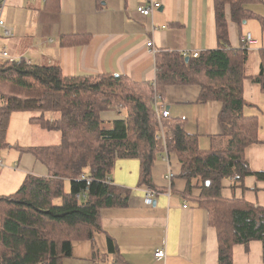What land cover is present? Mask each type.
I'll return each instance as SVG.
<instances>
[{
    "label": "trees",
    "instance_id": "trees-1",
    "mask_svg": "<svg viewBox=\"0 0 264 264\" xmlns=\"http://www.w3.org/2000/svg\"><path fill=\"white\" fill-rule=\"evenodd\" d=\"M61 1L45 0L44 9L60 12ZM259 3L264 0H214L218 47L197 57L157 51L154 81L109 72L72 76L59 65L0 60V152H28L49 171L47 176L28 175L15 192L0 195V264H63L72 256L75 241L93 240L104 231V209L128 207L131 189L112 180L117 160L138 159V186L157 191L153 167L165 152L175 154L181 164L184 197L206 211L208 224L216 230L218 264H234L237 244L248 250L258 240L264 253V206L222 194L225 179L232 181V189L245 188L248 176L264 181V171H254L246 159L247 148L261 139L259 116L246 115L251 105L244 97L247 78L264 93V48L259 51V73L248 76V49L232 47L227 16L229 11L238 25L251 18L263 24L264 18L250 8ZM91 40V34L69 33L59 42L70 47ZM193 85L199 87V102L221 103L224 139L208 149L200 147L197 133L187 131L186 118L170 116L160 123L154 108L155 94L164 100L169 88ZM19 111L33 112L29 121L41 129L58 131L60 143L11 144L10 120ZM105 111H124V116L107 128L101 116ZM161 124L169 131L165 143L158 137ZM107 243L108 253L119 261L110 235Z\"/></svg>",
    "mask_w": 264,
    "mask_h": 264
},
{
    "label": "crops",
    "instance_id": "crops-1",
    "mask_svg": "<svg viewBox=\"0 0 264 264\" xmlns=\"http://www.w3.org/2000/svg\"><path fill=\"white\" fill-rule=\"evenodd\" d=\"M150 1L62 0L60 12H48L44 9L45 0H7L3 19L13 33L5 36L3 29L0 30V52L7 51L10 59L25 58L32 64L59 65L72 76L109 72L135 81H154L157 51L192 53L218 47L214 0H154L160 2V7L145 16L137 8ZM250 8L264 18V3ZM227 16L233 48L241 46L242 35L250 34L258 40V44L248 49L246 64V74L254 76L260 70L264 21L262 24L261 20L251 18L238 25L231 20L229 11ZM69 33L91 34L92 40L85 45L62 47L60 36ZM150 40L153 46L148 47ZM198 94V86H174L169 88L163 101L171 116L186 118L187 131L197 133L200 147L208 149L214 141L224 139L219 121L221 103L199 102ZM244 97L251 105L247 106L246 115L259 116L261 139L247 148L246 159L254 171H264V123L261 121L264 93L257 83L247 78ZM18 117L29 130L25 124V121L32 124L28 116ZM6 158V165H0L4 169L0 173V195L14 190L28 175L49 173L28 152L15 149ZM169 172L174 176L168 181ZM180 173L181 164L175 154H168V160L164 154L158 158L153 167V181L160 190L155 191L150 205L145 200V188L138 186V159H118L112 180L131 189L128 207L104 209V231L96 233L93 240L75 241L72 256L65 258L63 264H218L216 230L208 224L206 211L184 197L186 181ZM7 175L14 178L7 181ZM231 184L230 179L223 181L224 197L245 198L256 206H264V181L252 175L246 177L245 188L232 189ZM107 235L117 247L119 261L108 253ZM159 248L166 250L164 258L155 257ZM233 256L234 264H264L263 244L251 241L248 250L245 245L237 244Z\"/></svg>",
    "mask_w": 264,
    "mask_h": 264
},
{
    "label": "rangeland",
    "instance_id": "rangeland-1",
    "mask_svg": "<svg viewBox=\"0 0 264 264\" xmlns=\"http://www.w3.org/2000/svg\"><path fill=\"white\" fill-rule=\"evenodd\" d=\"M5 59H7V58H1L0 57V60H5ZM246 109H245V111H246ZM19 112H21V111H19ZM14 113H13L14 114L13 122H12L11 126H9L8 135H7V139L11 144H19L20 145L22 143H33L35 145H46V144H58V143H60L61 134L58 131L44 130L35 124L30 125L26 121H25V124L30 129L26 130L22 126V123H21L20 118L18 116L27 115L28 118H30L31 115L33 114V112L23 111V113H18V112H14ZM22 114H24V115H22ZM47 116H50V115L47 114ZM101 116L105 120L104 126L107 128H111L113 125V120L120 118V117H123L124 111H122L120 113H117L114 111H105V112H102ZM261 121L264 123V113H262ZM15 149L9 148V149L1 151L2 158L4 160L3 163H5V165H6V160H7L6 156H8L10 152H11V154H12V152H15ZM2 167L3 166H0V173L2 172V170H4ZM14 168L17 169L16 166H14ZM14 168H13V170H15ZM11 172H16V171H11ZM13 178H14L13 175H7L6 176L7 181H9V179L12 180ZM22 183H23V181L19 182L18 186L13 188L14 190H7V191L1 192V193L2 194L6 193L4 195H7L9 193L11 194V193L15 192L16 189H18ZM65 186H66V190H69V182H66Z\"/></svg>",
    "mask_w": 264,
    "mask_h": 264
},
{
    "label": "built area",
    "instance_id": "built-area-1",
    "mask_svg": "<svg viewBox=\"0 0 264 264\" xmlns=\"http://www.w3.org/2000/svg\"><path fill=\"white\" fill-rule=\"evenodd\" d=\"M6 4H7V0H0V30L3 29V34L5 36H10L13 33V30L11 27H9L5 24L4 19H3V10L6 6ZM158 7H160V2L151 0L145 6H139L137 8V10L145 16H149V15H152L153 12ZM241 43L245 48L250 49V47L258 44V40L255 37L251 36L250 34H246V35L241 36ZM147 45H148V47L153 46L152 40L148 41ZM152 52L155 53V50L153 49ZM188 54H192L194 57H197L199 52L195 51V52L188 53ZM0 57L10 59L7 51L0 52ZM14 59L18 60L20 58H14ZM154 108L156 110V114H157V117H158L160 123H161V120L163 118H168L171 116L170 109L167 107V104L163 101V98L159 94H155ZM168 135H169V131L167 129H165L163 127V125L161 124V129H160V132L158 134V137L161 138L165 143V140H166ZM164 158L166 160H168V153L167 152L164 153ZM2 163H3V158L0 155V165H2ZM173 176H174V174L172 172H169L167 174V178H168L167 180L168 181L171 180V178ZM144 188H145V200L148 204L152 205L153 201H154L155 191L149 187H144ZM165 256H166V250L164 248H159L155 251V257L156 258L160 259V258H164Z\"/></svg>",
    "mask_w": 264,
    "mask_h": 264
},
{
    "label": "water",
    "instance_id": "water-1",
    "mask_svg": "<svg viewBox=\"0 0 264 264\" xmlns=\"http://www.w3.org/2000/svg\"><path fill=\"white\" fill-rule=\"evenodd\" d=\"M186 60H189V57H186Z\"/></svg>",
    "mask_w": 264,
    "mask_h": 264
},
{
    "label": "bare ground",
    "instance_id": "bare-ground-1",
    "mask_svg": "<svg viewBox=\"0 0 264 264\" xmlns=\"http://www.w3.org/2000/svg\"><path fill=\"white\" fill-rule=\"evenodd\" d=\"M4 22H5V20H4ZM5 24H6V22H5Z\"/></svg>",
    "mask_w": 264,
    "mask_h": 264
}]
</instances>
